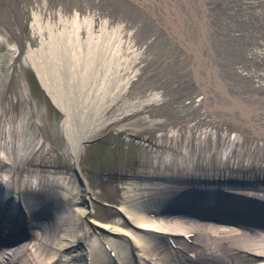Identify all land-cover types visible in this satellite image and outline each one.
I'll list each match as a JSON object with an SVG mask.
<instances>
[{
	"label": "rangeland",
	"instance_id": "obj_1",
	"mask_svg": "<svg viewBox=\"0 0 264 264\" xmlns=\"http://www.w3.org/2000/svg\"><path fill=\"white\" fill-rule=\"evenodd\" d=\"M206 2L212 53L225 85L233 92L264 96V59L255 55L264 54V0ZM155 12L165 13L163 7ZM95 47L105 60L88 77L93 79L89 84L75 68L89 65L88 54ZM177 48L151 12L132 0H0L2 169L15 163L18 174L41 179L43 172V179L48 175L66 182L73 193L71 208L89 205L90 213L80 216V228L103 239L110 234L91 223L153 237L112 208L124 204L123 188L134 180L182 168L214 174L226 159L227 168L264 174V141L230 123L228 111L216 114L221 120L207 117L201 97L191 89L186 51ZM43 65L52 84L66 82V93L74 92L73 113L80 122L91 116L95 127L102 126L82 150L79 166L86 189L66 140V118L37 76ZM143 93H159L164 101L147 102L126 115L115 113ZM108 118L113 120L106 124ZM133 209L145 210L139 204ZM198 231L193 232L195 239L207 229ZM30 254H23L25 261ZM244 259L243 264H258L253 255Z\"/></svg>",
	"mask_w": 264,
	"mask_h": 264
},
{
	"label": "bare ground",
	"instance_id": "obj_2",
	"mask_svg": "<svg viewBox=\"0 0 264 264\" xmlns=\"http://www.w3.org/2000/svg\"><path fill=\"white\" fill-rule=\"evenodd\" d=\"M132 1L150 11L177 49L186 51V64L194 79L191 89L201 97L207 117L221 120V114L227 115L228 111L232 115L230 123L264 141V96L233 92L225 85V76L212 53L207 0H144V5L140 0ZM160 7L165 12L162 16L155 12ZM198 48L201 52L195 51ZM98 49L95 47L88 54L89 65L84 67L83 63L75 68L89 84L93 79L88 77L92 78V72L98 71L105 60ZM255 55L264 59V54ZM38 69L45 91L66 118V140L77 165L83 143L102 126L95 127L91 116L80 122V116L73 113L74 92L66 93V82L52 84L45 65ZM143 94L115 113L126 115L147 102V106H152L164 101L159 93ZM245 100L250 101L248 105L242 104ZM140 101L143 102L138 106ZM227 161L216 174L180 167L182 170L152 173L150 179L134 180L123 188L125 202L119 207L120 213L135 229L153 237L91 223L95 229L107 230L111 236L107 239L91 237L88 229L80 228V216L88 215L89 205L73 210V193L66 182L48 175L43 179V172V181L31 178L27 172L18 174L15 163L5 169L0 166V243L4 244L0 264H243L246 255H253L256 263L264 264V174L241 170L239 166L227 168ZM4 176L8 177L6 182ZM197 182L202 190L196 188ZM133 204L145 210L135 212ZM187 209L196 214H183ZM162 212L166 214L160 215ZM205 229L201 238L191 240L193 232ZM16 239L21 242L14 244ZM28 250L31 254L27 262L23 254Z\"/></svg>",
	"mask_w": 264,
	"mask_h": 264
},
{
	"label": "clouds",
	"instance_id": "obj_3",
	"mask_svg": "<svg viewBox=\"0 0 264 264\" xmlns=\"http://www.w3.org/2000/svg\"><path fill=\"white\" fill-rule=\"evenodd\" d=\"M3 179L6 182L8 180V177L7 176H4Z\"/></svg>",
	"mask_w": 264,
	"mask_h": 264
},
{
	"label": "water",
	"instance_id": "obj_4",
	"mask_svg": "<svg viewBox=\"0 0 264 264\" xmlns=\"http://www.w3.org/2000/svg\"><path fill=\"white\" fill-rule=\"evenodd\" d=\"M214 185V184H213Z\"/></svg>",
	"mask_w": 264,
	"mask_h": 264
}]
</instances>
